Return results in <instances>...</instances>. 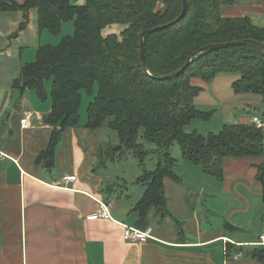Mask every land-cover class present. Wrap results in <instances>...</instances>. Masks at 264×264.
<instances>
[{"label":"crops","instance_id":"0c3cea01","mask_svg":"<svg viewBox=\"0 0 264 264\" xmlns=\"http://www.w3.org/2000/svg\"><path fill=\"white\" fill-rule=\"evenodd\" d=\"M226 2L222 17L250 18L264 28V0ZM22 22V12H0V264H262L245 253L259 245L264 232V200L257 181L264 155L227 159L222 182L182 158L175 168L182 181H165L170 214L158 220L151 213L146 243L123 239V225L137 228L133 209L140 199L123 209L108 197L107 178L94 165L102 134L86 127L87 110L80 108L78 127L64 131L55 165L39 161L52 135L43 121L52 111V88H46L45 99L36 91L21 95L12 88L21 69L35 62L45 46L37 11L30 12L27 27L19 31ZM219 77L210 83L192 80L200 88L196 107L213 113L208 122L201 121L210 123L221 115L215 126L197 122L202 129L194 132L200 135L218 134L228 122L261 119V97L236 94L234 80ZM27 112L34 115L24 126ZM64 176L77 180L66 184ZM97 200L113 204L112 219L93 217Z\"/></svg>","mask_w":264,"mask_h":264},{"label":"trees","instance_id":"16d2710c","mask_svg":"<svg viewBox=\"0 0 264 264\" xmlns=\"http://www.w3.org/2000/svg\"><path fill=\"white\" fill-rule=\"evenodd\" d=\"M1 0V13H23L19 31L38 13L39 28L59 35L63 24L74 23V34L57 46H43L36 61L25 65L12 88L21 95L33 90L46 98V83H52V111L44 123L52 128L48 148L39 161L55 165V156L66 129L80 124L83 93L97 94L87 109L86 127L110 128L120 143L101 149L98 166L107 160L132 153L143 168L137 183L146 191L136 204L137 228L147 231L154 218L163 220L170 212L165 196V181L181 182L176 174L178 161L171 149L179 144L182 156L200 166L203 172L222 182L227 159L260 158L264 155V130L252 124L227 123L218 134H188L185 127L194 120H209L213 113L202 112L195 105L200 88L193 79L212 82L225 73L238 75L233 82L236 94L261 97L258 112L264 122V28L250 18H224L221 8L226 0H187L185 16L173 26L145 38L146 68L141 59V34L147 29L174 22L182 14L183 0ZM113 25H123L120 35L105 34ZM246 41L237 46L207 51L194 56L203 47ZM179 76L162 80L179 71ZM142 138L156 148L147 150ZM104 155L107 157L104 158ZM158 158L157 169H145L149 157ZM257 181L264 200V163L257 166ZM232 246H229L231 252ZM245 255L264 264V246L248 249Z\"/></svg>","mask_w":264,"mask_h":264},{"label":"rangeland","instance_id":"374dc122","mask_svg":"<svg viewBox=\"0 0 264 264\" xmlns=\"http://www.w3.org/2000/svg\"><path fill=\"white\" fill-rule=\"evenodd\" d=\"M124 29L125 26L123 25H113L105 30V34L120 35ZM44 34L45 35H44L43 43L45 46L47 45L57 46L61 43L64 37L71 36L74 34V23L68 22L63 24L59 35L55 36L54 34L48 31H44ZM219 76H217L219 77L218 80H224V78H232V81L233 80L235 81L238 77V75L233 73L220 74ZM46 88H52V83L50 81L46 83ZM97 90H98V86L96 85L93 96H89L88 93L86 92L83 93L81 110H83L84 112L87 110L90 102L97 94ZM219 118H221V115L213 117L210 123H204L201 120H195L189 126L186 127V130L189 129L190 133L191 132L194 133L195 128L202 129V127H197L196 125L197 122L198 123L200 122L199 124H206V126L208 127L215 126L218 123ZM101 134H102L101 147L103 149L99 147L96 150L95 153L97 156L95 158L94 165L97 171L107 178V183L104 188L106 189L109 195L108 197L113 199L115 203L119 204L120 208L124 209L128 204L131 205V203H134L138 201V199H141L146 191V186L137 183V179L140 178L143 174V168L140 166L139 160L130 152L122 159L116 158L114 161L107 160L106 168L99 169L97 164L101 161V158L99 156L101 149L105 151L108 148V146L110 145L117 146L120 143L118 134L110 128H104L101 131ZM139 143L144 144L147 150H152L156 148L154 144L148 143L142 138L139 139ZM171 154L177 161L182 162L183 156L179 144L176 143L172 147ZM104 158L107 159L105 155ZM157 165H158V158L155 156H151L146 161L145 169L148 171H154L157 169ZM90 169L91 167L89 168V171Z\"/></svg>","mask_w":264,"mask_h":264},{"label":"built area","instance_id":"2783aa9c","mask_svg":"<svg viewBox=\"0 0 264 264\" xmlns=\"http://www.w3.org/2000/svg\"><path fill=\"white\" fill-rule=\"evenodd\" d=\"M32 112H27L25 118L22 120V124L25 126L29 123V120L33 117ZM252 123L257 126V128H263L264 122L259 117H253ZM77 180L76 176H64L63 181L66 184L75 182ZM98 210L94 214L93 217L110 220L111 216V208L113 207L112 203H107L102 200H97ZM123 239L127 242L131 243H146L150 238V234L148 231H143L139 228L129 227L127 225H123ZM259 245L264 246V232L260 237ZM240 257V254L238 255Z\"/></svg>","mask_w":264,"mask_h":264},{"label":"water","instance_id":"95a60500","mask_svg":"<svg viewBox=\"0 0 264 264\" xmlns=\"http://www.w3.org/2000/svg\"><path fill=\"white\" fill-rule=\"evenodd\" d=\"M183 4H184V8H183L182 14L179 16V18L177 20H175L174 22H171V23H169L167 25L158 26V27L152 28V29H147L144 32H142V34H141V59H142L144 68H146L145 38L148 35H151V34H153L155 32L167 29V28L173 26L174 24L178 23L186 14L187 0H183ZM244 43H246V41H235V42H229V43H222V44L206 46V47H203L200 50H198L194 54V56H196L198 54H201V53H204V52H207V51L224 49V48H228V47H231V46L242 45ZM253 43L261 46L262 48H264V44L263 43H259V42H253ZM191 61H192V58H190L189 61L179 71H177V72H175L173 74H170V75H168L166 77H163L162 80L179 77L188 68V66L190 65Z\"/></svg>","mask_w":264,"mask_h":264}]
</instances>
